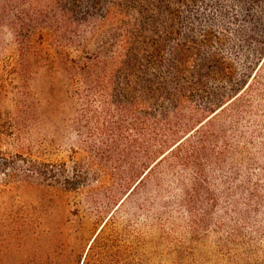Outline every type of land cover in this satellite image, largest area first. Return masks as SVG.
Returning <instances> with one entry per match:
<instances>
[{"label": "trees", "instance_id": "trees-1", "mask_svg": "<svg viewBox=\"0 0 264 264\" xmlns=\"http://www.w3.org/2000/svg\"><path fill=\"white\" fill-rule=\"evenodd\" d=\"M34 140L100 224L84 264H264V0H0V144Z\"/></svg>", "mask_w": 264, "mask_h": 264}, {"label": "rangeland", "instance_id": "rangeland-1", "mask_svg": "<svg viewBox=\"0 0 264 264\" xmlns=\"http://www.w3.org/2000/svg\"><path fill=\"white\" fill-rule=\"evenodd\" d=\"M35 88L41 92L44 102L47 100V113L51 114L50 121L41 130L42 137L49 140L40 156L45 160L64 161L68 140L60 128L64 121L58 115L64 117L68 112L61 106L60 88L54 85L52 91L51 83L41 79ZM54 122L60 123L59 130ZM51 140L55 141L52 146ZM24 143L22 148L16 143L0 144V150L5 152L0 155V264H84L100 224L93 215L81 218L71 214L72 194L32 172L30 160L39 155L36 141ZM256 223L264 227V214L256 218ZM256 244L264 253V236L257 235ZM207 249L212 252V246ZM164 261V264L170 263ZM219 262L214 256L202 264Z\"/></svg>", "mask_w": 264, "mask_h": 264}]
</instances>
